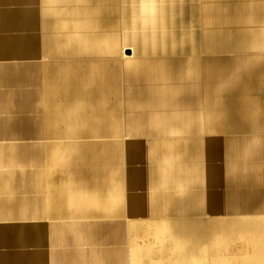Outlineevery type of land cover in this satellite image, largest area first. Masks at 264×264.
Segmentation results:
<instances>
[{
    "label": "crops",
    "instance_id": "0c3cea01",
    "mask_svg": "<svg viewBox=\"0 0 264 264\" xmlns=\"http://www.w3.org/2000/svg\"><path fill=\"white\" fill-rule=\"evenodd\" d=\"M0 264H264V0H0Z\"/></svg>",
    "mask_w": 264,
    "mask_h": 264
},
{
    "label": "rangeland",
    "instance_id": "374dc122",
    "mask_svg": "<svg viewBox=\"0 0 264 264\" xmlns=\"http://www.w3.org/2000/svg\"><path fill=\"white\" fill-rule=\"evenodd\" d=\"M18 116L21 119L20 121L22 123L23 122H27L29 120V116L27 114H21V115L19 114ZM22 119H24V120H22ZM110 221H113V222H116V223H120L124 227V229L126 231V236H127L126 237V241H128L130 239V241L132 243V254L133 253H136V254H140L141 255L142 254V251H143L141 249V247H143L145 245L147 247L146 250H145V252H151L152 253V257H153V251H152V249H150V246H153V244H155V243L157 244V241L161 243V241L160 240H156L155 237L147 238V235H145V234H149V233H152V232H143V233L141 232V233H139L141 231V229H139L140 231L137 232L135 226L132 225L131 227H129L130 225H128V224H130V221L128 219L112 218V219H109L108 222H110ZM139 223H145V221L139 222ZM125 249L126 250H125L124 253H126V257L128 258L129 257V249H130L128 247V243H127ZM166 251L167 252H170L171 249L170 248H167ZM169 255H170V253L168 254V257L162 258V259H160V261L161 262H166V263L167 262H170L172 259H170V256ZM160 261H155V262H160Z\"/></svg>",
    "mask_w": 264,
    "mask_h": 264
}]
</instances>
